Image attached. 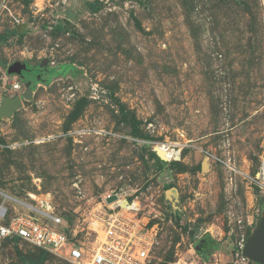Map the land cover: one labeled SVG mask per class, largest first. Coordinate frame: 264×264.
I'll return each mask as SVG.
<instances>
[{
  "label": "rangeland",
  "instance_id": "rangeland-1",
  "mask_svg": "<svg viewBox=\"0 0 264 264\" xmlns=\"http://www.w3.org/2000/svg\"><path fill=\"white\" fill-rule=\"evenodd\" d=\"M16 96L0 189L47 198L72 233L118 192L150 264H257L242 251L264 213V0H0V106ZM41 257L0 245V264Z\"/></svg>",
  "mask_w": 264,
  "mask_h": 264
},
{
  "label": "built area",
  "instance_id": "built-area-1",
  "mask_svg": "<svg viewBox=\"0 0 264 264\" xmlns=\"http://www.w3.org/2000/svg\"><path fill=\"white\" fill-rule=\"evenodd\" d=\"M12 86L21 87L18 81ZM98 205L80 231L86 230L91 239L82 242L80 232H69V222L47 198L0 189V245L24 244L70 264H150L154 241L136 219L138 204L113 191Z\"/></svg>",
  "mask_w": 264,
  "mask_h": 264
},
{
  "label": "water",
  "instance_id": "water-1",
  "mask_svg": "<svg viewBox=\"0 0 264 264\" xmlns=\"http://www.w3.org/2000/svg\"><path fill=\"white\" fill-rule=\"evenodd\" d=\"M28 67L26 63L15 62L10 65L7 69V73L9 75H17L19 78L23 79V72H27ZM31 89H27L23 94L22 98L24 100H30L32 98ZM22 105V99L19 96L10 99L9 97H3V103L0 106V117L10 116L15 110H17ZM157 154L166 160L164 156L157 149ZM198 243L195 245V249H197ZM243 255L257 264H264V213L261 217L260 224L255 233L250 237V239L245 244L243 251Z\"/></svg>",
  "mask_w": 264,
  "mask_h": 264
},
{
  "label": "bare ground",
  "instance_id": "bare-ground-1",
  "mask_svg": "<svg viewBox=\"0 0 264 264\" xmlns=\"http://www.w3.org/2000/svg\"><path fill=\"white\" fill-rule=\"evenodd\" d=\"M168 147V146H167ZM158 150L160 153L164 156L165 159L172 158V152L166 148V146H160L158 147Z\"/></svg>",
  "mask_w": 264,
  "mask_h": 264
},
{
  "label": "trees",
  "instance_id": "trees-1",
  "mask_svg": "<svg viewBox=\"0 0 264 264\" xmlns=\"http://www.w3.org/2000/svg\"><path fill=\"white\" fill-rule=\"evenodd\" d=\"M155 157H157V155H156V153H155ZM39 251V250H38ZM199 252H202V251H200V250H198ZM39 252H41L42 253V257H41V259L40 260H38V261H31V262H29L28 264H42L43 263V261H44V256L45 255H49L47 252H44V251H39Z\"/></svg>",
  "mask_w": 264,
  "mask_h": 264
},
{
  "label": "flooded vegetation",
  "instance_id": "flooded-vegetation-1",
  "mask_svg": "<svg viewBox=\"0 0 264 264\" xmlns=\"http://www.w3.org/2000/svg\"><path fill=\"white\" fill-rule=\"evenodd\" d=\"M27 72H30V70H28ZM26 81H28V80H26Z\"/></svg>",
  "mask_w": 264,
  "mask_h": 264
}]
</instances>
